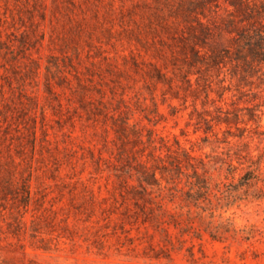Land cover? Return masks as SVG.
<instances>
[{
	"label": "rangeland",
	"instance_id": "1",
	"mask_svg": "<svg viewBox=\"0 0 264 264\" xmlns=\"http://www.w3.org/2000/svg\"><path fill=\"white\" fill-rule=\"evenodd\" d=\"M0 264H264V0H0Z\"/></svg>",
	"mask_w": 264,
	"mask_h": 264
},
{
	"label": "trees",
	"instance_id": "2",
	"mask_svg": "<svg viewBox=\"0 0 264 264\" xmlns=\"http://www.w3.org/2000/svg\"><path fill=\"white\" fill-rule=\"evenodd\" d=\"M128 122V121H127ZM138 172H141L138 171ZM199 176V175H198ZM256 177V175H253ZM252 178V177H251ZM141 179V185H142V190L138 191L139 194L145 195V193H150L148 186L144 184V181L150 183V184H157L160 185L162 182L159 180V178L156 176V172L154 174V181H150V179H146L145 177H142V174L140 176ZM202 182V183H201ZM192 186L190 187L189 190L186 191V194L188 198L194 199V202H197V200L200 197L199 196L201 193L202 194H207L210 192V181L207 179H202L201 181H197L195 183H191ZM176 186H178L176 184ZM198 186L196 190H194ZM4 192L2 193L3 196L1 198L5 199L6 201L11 202V207H10V212L13 217V220H10L8 222L9 226V231L14 234V235H21L22 233H26L28 230V220L26 219V213L29 211L31 205L37 201L38 206L33 207V210L38 209L40 210V206L43 205L46 201V196L47 193H42L41 196L38 198H35V192L33 191L32 184H31V176L28 177H23L21 180L14 179L13 177H10L6 179V182L3 186ZM176 190H179L181 188H175ZM153 198V196H152ZM6 208V206L4 207ZM169 209H164L163 213L169 212ZM170 213V212H169ZM171 215H174L170 213ZM33 218H32V236L33 237H39L40 243L38 246L44 249H49L52 247V243L54 242L53 236H43V232H49V231H43L42 225H41V220L44 217V212L41 214H37L36 212L33 213ZM212 216H214V213H212ZM41 219V220H40ZM165 221V220H164ZM167 222L171 223L174 222L175 224H180V220L177 218L171 219H166ZM49 223V222H48ZM211 234L214 238H217L218 232L215 230H211ZM42 235V236H40ZM57 244V243H56Z\"/></svg>",
	"mask_w": 264,
	"mask_h": 264
}]
</instances>
